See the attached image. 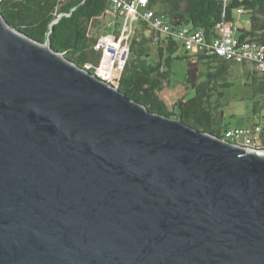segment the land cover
Wrapping results in <instances>:
<instances>
[{"label": "water", "instance_id": "obj_1", "mask_svg": "<svg viewBox=\"0 0 264 264\" xmlns=\"http://www.w3.org/2000/svg\"><path fill=\"white\" fill-rule=\"evenodd\" d=\"M0 264H264V154L0 11Z\"/></svg>", "mask_w": 264, "mask_h": 264}, {"label": "trees", "instance_id": "obj_2", "mask_svg": "<svg viewBox=\"0 0 264 264\" xmlns=\"http://www.w3.org/2000/svg\"><path fill=\"white\" fill-rule=\"evenodd\" d=\"M110 8V0L0 1V11L13 26L42 42L49 40L57 51L64 52L93 73L99 67L103 52L97 46L99 38L92 36L91 29ZM148 8L168 19L174 29L190 24L193 28L202 29L208 39L220 35L224 22L235 25V14L241 8L240 14H250L251 27L235 25L236 35L240 39L250 37L264 43V0H149ZM142 23L150 34L139 32L132 35L129 57L118 79L119 88L130 98L145 103L152 111L180 117L186 124L222 136L221 130L215 128L213 109L217 106L211 104V98L215 92L221 96L223 91L220 88L231 84L227 77L231 74L233 62L216 54L197 51L193 54L196 58L188 54L175 55L182 47L178 38L162 35L145 21ZM153 47L157 58L152 56ZM179 57L189 59L185 82L196 93L188 99L177 100L170 109L159 91L169 79L173 59ZM201 63L203 69L200 68ZM201 76L204 79L199 81ZM248 81L253 88V113L259 118L253 124L262 125L260 140L264 145V75L254 66Z\"/></svg>", "mask_w": 264, "mask_h": 264}, {"label": "built area", "instance_id": "obj_3", "mask_svg": "<svg viewBox=\"0 0 264 264\" xmlns=\"http://www.w3.org/2000/svg\"><path fill=\"white\" fill-rule=\"evenodd\" d=\"M148 4L149 0H110L111 10L117 18H123V21L119 32L105 33L106 35L99 39L97 46L102 49L103 55L96 74L102 79L119 85L118 79L129 57V42L132 37V30L127 32L126 27L132 26L134 21H145L162 35L175 36L186 51L216 54L238 64L251 63L264 75V43L250 37L240 39L236 35L233 22H224L220 35L208 39L202 29L193 28L190 24L174 29L168 19L149 9ZM238 12L241 13L242 9L240 8ZM117 22L116 19H111L108 24L117 25ZM262 131L261 124L228 127L222 137L245 146L249 151L264 154V145L260 140Z\"/></svg>", "mask_w": 264, "mask_h": 264}, {"label": "rangeland", "instance_id": "obj_4", "mask_svg": "<svg viewBox=\"0 0 264 264\" xmlns=\"http://www.w3.org/2000/svg\"><path fill=\"white\" fill-rule=\"evenodd\" d=\"M235 15V25L237 27H251L249 13L240 14L239 12H236ZM111 19H116L120 23L123 21V18H117L116 14L108 9L106 14L98 20L94 27H92V36L101 39L109 32L122 28V26L120 27V24L109 25L108 23ZM124 28L125 26L123 27L122 32ZM126 28L127 32L130 29L132 30V35L139 32L150 34V30L141 21H134L132 26H127ZM155 51L156 49L153 47L151 52L152 56L157 58ZM195 52V50L187 52L183 47H180L175 55L188 54L189 56L191 55V57H195L193 55ZM188 60L187 57L173 59L170 67L171 72L169 74V81L166 80L163 89L159 91V95L166 101L170 109L173 108L177 100L183 98L188 99L196 93V90L185 82L188 71ZM200 68H204L203 63L200 64ZM252 68H254V65L251 63H247L245 66V64L233 62L231 74L227 77V80L231 84L227 87L220 88L223 91L221 96L215 92L211 98V104L217 106L213 109L216 119L215 128H219L222 135L224 134L226 127L248 126L252 125L255 121H259V118L253 113V88L248 81V75ZM202 79H204L203 76L200 77L199 81Z\"/></svg>", "mask_w": 264, "mask_h": 264}, {"label": "crops", "instance_id": "obj_5", "mask_svg": "<svg viewBox=\"0 0 264 264\" xmlns=\"http://www.w3.org/2000/svg\"><path fill=\"white\" fill-rule=\"evenodd\" d=\"M110 10H111V8H110ZM244 28H246V27H244ZM248 29V28H247Z\"/></svg>", "mask_w": 264, "mask_h": 264}]
</instances>
